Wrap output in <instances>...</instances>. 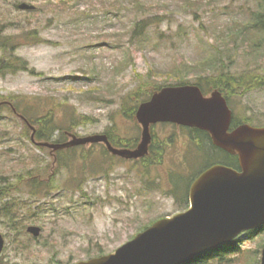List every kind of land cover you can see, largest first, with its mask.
Masks as SVG:
<instances>
[{"label": "rangeland", "instance_id": "obj_1", "mask_svg": "<svg viewBox=\"0 0 264 264\" xmlns=\"http://www.w3.org/2000/svg\"><path fill=\"white\" fill-rule=\"evenodd\" d=\"M260 1L0 0V43L6 41L29 68L0 74V99L21 110L0 109V176L17 182L34 168L47 190L35 196L21 185L11 197H0V210L5 202L17 204L14 218L0 212L5 238L0 264H71L109 254L158 219L190 207V188L188 201L182 200L186 181L202 165L180 126H155L160 141L175 133L159 163L114 158L98 143L65 153V166L51 148L32 142L37 126L28 127L21 115L57 106V123L69 132L66 140L112 131L138 138V146L142 126L122 108L130 93L180 79L206 84L220 69L205 68L222 64L239 82L250 74L258 77L256 87L234 89L229 105L242 123L264 126V17L260 29L244 28ZM24 2L35 9H20ZM143 18L152 22L148 33L131 41L133 25ZM237 28L245 31L228 35ZM29 34L43 41L35 43ZM2 46L0 61L6 56ZM206 87L207 95L214 91ZM72 117L77 119L70 122ZM172 170L182 180L172 177ZM176 185L180 192L174 193ZM32 225L41 227L39 237L28 232ZM235 242L250 264H261L264 229L244 232Z\"/></svg>", "mask_w": 264, "mask_h": 264}, {"label": "water", "instance_id": "obj_2", "mask_svg": "<svg viewBox=\"0 0 264 264\" xmlns=\"http://www.w3.org/2000/svg\"><path fill=\"white\" fill-rule=\"evenodd\" d=\"M19 8L35 6L24 2ZM136 117L142 139L134 149L115 147L106 134L74 136L59 144L33 136V142L53 151L104 143L113 155L140 159L149 152L151 126L172 123L209 132L216 147L238 155L239 169L210 166L191 184L187 210L157 220L114 252L71 264H186L244 232L264 228V126L243 123L231 130L233 111L224 94L215 90L206 96L196 84L164 86L139 105ZM28 232L39 237L42 229L32 225ZM4 246L0 233V253Z\"/></svg>", "mask_w": 264, "mask_h": 264}, {"label": "trees", "instance_id": "obj_3", "mask_svg": "<svg viewBox=\"0 0 264 264\" xmlns=\"http://www.w3.org/2000/svg\"><path fill=\"white\" fill-rule=\"evenodd\" d=\"M264 17V0L260 1V5L258 7V10L255 12L253 16V21L250 22L247 26L244 28L246 31L250 32L249 27H252L251 25L253 24L254 28L260 29L261 26L259 19ZM152 25V22L148 18H143L138 20L132 27L131 30V41H134L137 38L143 37L146 33H148L149 27ZM240 28V27H239ZM237 28L235 31L230 30L228 35H235L238 32H242L245 30H240ZM261 32H264V27L260 29ZM29 37L33 39V41L36 42H41L43 41L42 38L38 35L35 34H29ZM235 40V38H234ZM6 41L0 43V45H3L2 48L4 52L6 53V56H4L3 59L0 61V74L3 73L5 70L9 71H17V70H28V64L25 60L19 58V57H14V52H10L8 50V47L5 43ZM22 43H20L21 45ZM5 45V46H4ZM216 58L215 60H217ZM214 59H211L208 63L207 66L213 61ZM219 60V59H218ZM217 60V61H218ZM214 64V63H213ZM220 65V68H217L218 66H211L205 68L204 71H215L219 70L217 74H214L209 80L206 79V84H204L203 80L198 79L195 83H192L188 79H180L176 84H164V85H156L152 90L149 92H143L142 89H136L132 93H130L126 98L124 103L122 104L123 112L130 116L132 118H136V113L138 110L139 105L148 100L156 91H159L161 88L167 85H183V84H196L198 85L202 91L204 92L205 95H207V85L211 87L212 89L219 90L221 91L225 97L227 98L229 102V95L233 93V90L236 89L239 86H242L244 90H248L251 88L256 87L257 85L256 82H260L258 80L257 76L255 75H248L245 77H242L241 82L236 80V77L231 75L229 72L223 70L224 66L222 64H217ZM15 71V72H16ZM213 92V90H212ZM211 92V93H212ZM210 93V94H211ZM145 95V96H144ZM133 101L136 104L134 106H129V103ZM4 108H10L13 113L19 114L20 106L16 102H11L8 100H1L0 99V109ZM56 108L57 106H54L52 109L47 110L44 112V114L41 115H36L33 114L32 110L29 108L28 110H25L21 117L25 121L26 125L28 127H35V133L33 134L35 140L37 142H43V143H64L69 140H66L69 136V132L63 131L61 126L57 123L56 120ZM77 118L72 117L70 119V122L75 121ZM80 123V122H79ZM250 124L249 122H245ZM73 124V123H72ZM243 124L236 115H233V121L231 125V130L236 128L238 125ZM164 126H173L177 128L179 125L176 124H171V123H162ZM156 125L151 126V135H152V140L149 146V152L147 155L142 157V160H147L149 158L153 159V162L159 163L162 160L163 154L161 151H163L164 147H166L168 144H172L175 141V133H173L170 137L163 139L160 141L156 135L154 134V128ZM183 130H186L188 132V137L191 139V142H193L195 145L194 152L199 153L197 156L201 159V167L199 171L193 172L191 178L186 181V193L183 194L182 200L187 202V191L188 188H190V185L193 183V181L196 179V177L205 169L208 167L214 165V164H224L228 165L234 168H239V162H238V156L230 154L229 152L216 147L213 144L211 135L209 132L199 130L196 128H188V127H183L180 126ZM62 132V136L58 138L56 141H52L53 137L57 132ZM108 137L110 142L115 146L119 148H130L134 149L137 146L138 138L135 139H129V138H123L122 136H115V133L112 131L105 133ZM33 136H32V142H33ZM77 136V135H76ZM167 140L169 142H167ZM41 149H45L47 146L45 145H38ZM104 147L105 151L109 153L111 156L114 158H120L115 155H113L108 148L106 147L105 144H102ZM78 146L74 147H69L65 149H60L55 152V157L56 159H59L60 161H63V165L67 166L68 165V160L66 161V158L63 156L65 153H69L71 151L77 150ZM192 149V148H191ZM68 156L72 157L71 154ZM90 156V155H88ZM88 156H84L86 159ZM153 156V157H152ZM122 159V158H121ZM190 160L188 157H186V164H189ZM190 167V164H189ZM172 177L176 178L177 180L180 179L182 180V176L179 175V173L175 172L174 170L171 171ZM178 174V176H177ZM9 177V176H8ZM41 173L37 171V169H30L27 171V175L20 174V179L19 181H9V178H7L6 175H1L0 176V197L3 199L7 197H11L17 190L21 189V185H25L26 187L31 188V194L37 196L40 195L41 193L45 192L47 193V190H45V181L40 178ZM172 181V180H171ZM173 182V181H172ZM179 188L177 185L175 186L174 193L180 192L178 190ZM45 190V191H44ZM5 197V198H4ZM16 203L14 201L10 202H5L3 207L1 208L0 212L3 216L9 218H14L15 213L17 210ZM148 227V226H147ZM145 227V228H147ZM245 252L243 251L242 247L239 246L235 241L231 244H227L225 246L219 247L213 251L206 252L198 257L193 258L192 260L188 261L186 264H250L249 260H246ZM249 259H251V256H248Z\"/></svg>", "mask_w": 264, "mask_h": 264}]
</instances>
